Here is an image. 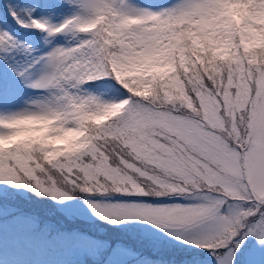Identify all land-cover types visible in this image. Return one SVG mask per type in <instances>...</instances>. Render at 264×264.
Masks as SVG:
<instances>
[{"label": "snow or ice", "instance_id": "6c2138e0", "mask_svg": "<svg viewBox=\"0 0 264 264\" xmlns=\"http://www.w3.org/2000/svg\"><path fill=\"white\" fill-rule=\"evenodd\" d=\"M234 2L0 3V264L139 255L77 221L175 246L137 264H264V0Z\"/></svg>", "mask_w": 264, "mask_h": 264}, {"label": "rangeland", "instance_id": "374dc122", "mask_svg": "<svg viewBox=\"0 0 264 264\" xmlns=\"http://www.w3.org/2000/svg\"><path fill=\"white\" fill-rule=\"evenodd\" d=\"M242 7L241 0H235L231 5L233 15L238 16ZM92 223L99 224L101 222L93 221ZM139 223L131 221L121 225L103 223L104 229L107 231L106 235L113 238V242H122L139 254L136 257L128 258L127 264H137L141 257L150 254L158 255L174 250L175 246L166 238L161 237L158 231L155 229L146 230L140 227ZM157 243L159 244L158 248L156 247ZM205 255L207 254L205 253ZM22 258L44 262V264H56V262H59V264H104L103 258L97 259L79 250L41 249L26 252ZM109 264H112V262H109ZM116 264H119V261Z\"/></svg>", "mask_w": 264, "mask_h": 264}, {"label": "trees", "instance_id": "16d2710c", "mask_svg": "<svg viewBox=\"0 0 264 264\" xmlns=\"http://www.w3.org/2000/svg\"><path fill=\"white\" fill-rule=\"evenodd\" d=\"M3 0H0V3H2ZM5 195L12 201V202H17V203H22V204H29L30 202L25 199L24 195L19 192V191H13L11 193L6 192ZM30 206L36 207V208H46L47 205L41 204L40 202L32 201L30 203ZM74 227H79L81 230L88 231L93 235H99L102 236L103 238L110 239L113 241V238H110L106 235L107 231L104 229L103 223L99 224H94V223H89V222H84V221H77L74 225ZM131 246L133 244L130 243ZM154 254H150L149 256H153Z\"/></svg>", "mask_w": 264, "mask_h": 264}, {"label": "clouds", "instance_id": "9594fccd", "mask_svg": "<svg viewBox=\"0 0 264 264\" xmlns=\"http://www.w3.org/2000/svg\"><path fill=\"white\" fill-rule=\"evenodd\" d=\"M22 123L25 124V125H31V124H33L35 122L34 121H24ZM6 143H8V142L7 141H0V144H6Z\"/></svg>", "mask_w": 264, "mask_h": 264}]
</instances>
